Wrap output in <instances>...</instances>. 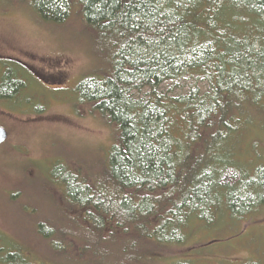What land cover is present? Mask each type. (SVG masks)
Returning a JSON list of instances; mask_svg holds the SVG:
<instances>
[{
    "label": "trees",
    "instance_id": "trees-1",
    "mask_svg": "<svg viewBox=\"0 0 264 264\" xmlns=\"http://www.w3.org/2000/svg\"><path fill=\"white\" fill-rule=\"evenodd\" d=\"M29 1L79 24L94 66L74 106L101 120L110 146L92 170L62 155L45 184L54 211L33 225L44 254L11 237L1 264H157L182 251L190 216L264 204V173L234 161L239 130L264 115V0ZM6 77L0 97L18 85ZM183 78L184 93L160 90ZM228 170L258 188L253 199L223 181ZM32 207L20 216H41Z\"/></svg>",
    "mask_w": 264,
    "mask_h": 264
},
{
    "label": "rangeland",
    "instance_id": "rangeland-1",
    "mask_svg": "<svg viewBox=\"0 0 264 264\" xmlns=\"http://www.w3.org/2000/svg\"><path fill=\"white\" fill-rule=\"evenodd\" d=\"M66 23L41 17L29 0H0V84L6 76L18 84L12 96L0 97V127L7 132L0 145V261L6 260L16 237L35 259L44 254L33 225L54 211L44 191L49 170L63 163L62 155L83 156L92 170L95 154L98 159L106 156L110 146L109 131L101 120L86 107L74 106L76 86L94 62L79 24ZM190 84L191 79L183 78L160 90L177 96ZM251 122L239 130L234 161L253 176L264 173V115ZM239 179L228 170L223 181L237 186L240 199H253L258 188L252 189L251 183L242 186ZM54 187L61 189L60 181ZM31 206L41 216L22 218L20 211L28 214ZM210 210L209 222L187 218L182 251L173 250L157 264H264V204L246 207L250 211L240 218L226 210Z\"/></svg>",
    "mask_w": 264,
    "mask_h": 264
},
{
    "label": "water",
    "instance_id": "water-1",
    "mask_svg": "<svg viewBox=\"0 0 264 264\" xmlns=\"http://www.w3.org/2000/svg\"><path fill=\"white\" fill-rule=\"evenodd\" d=\"M6 139V133L0 129V144L3 143Z\"/></svg>",
    "mask_w": 264,
    "mask_h": 264
}]
</instances>
